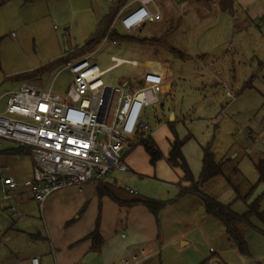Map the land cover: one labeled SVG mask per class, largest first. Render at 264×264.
<instances>
[{
  "label": "rangeland",
  "instance_id": "obj_1",
  "mask_svg": "<svg viewBox=\"0 0 264 264\" xmlns=\"http://www.w3.org/2000/svg\"><path fill=\"white\" fill-rule=\"evenodd\" d=\"M99 1L111 4L110 0ZM172 1L176 8L164 11L172 13V16H166L164 22L167 25L162 20L158 30L177 25L176 35L168 32L159 37L156 45H151V40L144 43L141 41L150 38L158 24H147L140 31L128 35L117 24L119 35L131 36L136 40L118 39L114 44V40L108 38L95 49L88 51L84 47L97 29L96 21L90 13L75 14L67 6L68 0H30L28 3H24V0H9V4L4 2L0 5V109L6 105V93L18 89L22 84L48 89L54 80L53 91L63 94L71 84V75L68 70L59 72L68 62L81 59L87 54H93L92 60L101 70L111 66L110 59L113 56L126 61L141 62L166 58L164 64L169 61L173 65L168 70V77H173L176 83L169 94L161 96L162 105L146 110L151 128L154 129L151 138L161 152L170 147L175 135L168 129L167 122L171 121V115L174 114L173 127L176 136L180 140L187 137L184 145H189L186 153H191L189 158L192 166L198 162V149L203 152V148L210 145L218 161H232L225 167L226 174L230 173L234 163L239 171H244L247 178L242 175L247 180L240 181L239 187L245 193L250 182L257 179L255 159L264 157V98L255 93L254 89H244L252 71L258 66V61L264 62V0ZM165 42L182 52L178 54L185 60L177 58L172 51H168L166 55ZM231 49L235 53H231ZM200 57L204 58L200 60ZM232 59L236 63V85L239 93L237 99L229 103L220 85L225 83L229 88L230 84L232 89L229 75L233 71ZM200 65L206 66L205 69ZM194 70L196 73H191ZM188 72L191 74L184 77ZM139 75L140 70L130 65H121L105 74L102 80L109 86H121L132 82ZM220 79L227 83L220 82ZM137 83L141 84V81L133 82L132 85ZM230 92L233 93L231 90ZM10 144H4L0 151ZM147 155L142 144L134 146L124 156L129 172L111 173L106 180L107 186L117 187L130 198L157 199L172 195L174 189H171L170 180L166 178L163 163L176 176L183 175L176 169L173 170L167 159H163L160 164L163 175L158 171L157 176L156 166L151 164ZM0 163H9L24 179L31 178L33 162L28 155H12L7 158L0 156ZM12 175L15 176L14 172ZM22 189L23 192H29L28 187L24 186ZM73 190L78 191L77 188H70L55 192L45 202L43 211L31 194L17 200H0V245H5L7 237L9 240L3 249L0 248V264H28L27 258L42 257V253L49 250L44 226L48 223L49 203L55 195ZM132 190L136 194H131ZM1 197L0 193V199ZM200 204H204L202 199ZM9 206H22L26 208V212H19L18 216L8 214L6 208ZM197 218L199 219V215ZM205 218L200 217L202 221L198 220V223L209 220ZM40 223L43 224L40 233L22 228L25 225L39 226ZM18 224L21 228L13 230ZM19 229L23 231L19 232ZM206 230L209 231L207 227Z\"/></svg>",
  "mask_w": 264,
  "mask_h": 264
},
{
  "label": "crops",
  "instance_id": "obj_2",
  "mask_svg": "<svg viewBox=\"0 0 264 264\" xmlns=\"http://www.w3.org/2000/svg\"><path fill=\"white\" fill-rule=\"evenodd\" d=\"M29 1L30 0H24V3H28ZM120 1L122 6L115 15L114 19L121 12L124 14L128 10L135 7L138 0H110L111 4H107L99 0H68L67 6H69L75 14L90 13L94 21H96L97 27L103 19L109 15L114 3ZM166 1L167 2L165 3L163 0H152V2L148 5L151 13H159L161 15L158 22L147 23L158 24L156 29L151 33L150 38H147L153 41L151 45H156L159 41V37L166 35L168 32H173V34L176 33V29L178 27L177 25L173 28H161L158 30L159 25L164 22V18L166 16H172V13L168 14V12L164 11L176 8L175 2L172 0ZM4 2L9 4V0H3V2H0V5H3ZM182 6L183 5H181V7ZM168 21L170 24V20ZM117 24H119V22ZM164 24L167 25L165 22ZM164 52L168 55V52L165 49ZM232 52L235 53L233 50L231 53ZM87 55L92 56L93 54ZM165 59L166 58L163 60L159 59L157 61H153L162 65L168 74V70H171L173 65L169 61L164 64ZM231 63L233 71H231L229 75L231 77L233 90H230L237 98L239 89L236 85V63L233 59L231 60ZM212 64L213 68H215L213 62ZM205 67L201 68L205 69ZM191 73H196V71L194 70ZM191 73H186L184 77H188ZM251 77L254 78L251 83V87L243 88L247 90L254 89L255 93L264 98V62L258 61V66L252 71ZM167 78L169 81H173V88L176 80H174L173 77L172 79L169 77ZM215 78L217 79L216 76ZM220 82L226 81L222 79ZM248 83L249 82L245 85ZM229 87L231 88L230 84ZM243 88H241V90H243ZM162 101L163 100H161V102ZM229 103H231V101ZM147 109L149 108L145 109L144 119L149 122L146 112ZM221 110L223 111V108ZM152 140L154 141L153 138ZM171 144L169 148L166 147V150H162L161 153L163 157L161 162L154 165L156 166L157 171L155 174L157 176L158 171L162 174L160 164L163 163V159H167V155L171 149ZM188 146L184 145L182 147L183 157L186 158L189 168L191 166V173L193 174L195 181H197L201 175L200 172L203 166V152L198 149L196 152L198 162L195 166H192L189 158L191 153H186ZM16 148L18 147L11 144L4 146V149L0 151V156L6 158L7 156H12L13 154L8 153L7 151ZM8 165L10 164L7 163L6 165H2L0 163V167ZM163 167L166 171V178L170 180L169 185H171V189H174V193L172 195L167 197L163 196L157 199L149 197L130 198L122 194L117 187L111 188L108 186L109 190L113 192L116 198L124 202H130L139 198L157 201H172L179 195L181 189L188 188L190 183L182 181L183 176H176V174L172 173L164 163ZM177 171L183 175L179 169ZM12 172H14L15 176L18 177L20 181L24 180L19 172L14 170V168H12ZM241 172L244 176L246 175L244 171ZM106 180L101 183L107 185ZM256 180L254 182H250V185L254 184ZM101 183H89L81 189L77 188L78 191L73 190L55 195L53 200L49 203V209L47 211V222L50 225H48V223L44 225L46 239L49 241V250H47V252H43L42 257L36 256L40 258V264H86L89 254L95 255L89 264H122V258H126L130 254L140 253V251H144L147 255V259L144 260L142 264H201L204 262H206V264H256L258 261L260 264H264V221L262 222L258 218H252L251 225H241V232L244 234L248 248L251 249L253 258H246L244 256L241 257L237 250L234 249L232 241L230 240L228 234L225 233V229L221 226V223L211 216H208L205 212V208L203 207L204 204H200L201 199H212L214 202L223 206L230 205L232 212L237 216H241L247 212V204L242 200L240 201L237 199V195L233 188L230 187L226 180L220 176L212 178L208 182L204 183L201 187H199L198 191L186 194L174 203H170L165 206L159 213V224L150 210L142 205L132 206V208H129L115 203L107 195H100L98 185ZM263 192L264 186L259 185L255 194L249 200V203H251L256 196ZM26 194L31 196L29 192H23L22 189L18 192L15 198L9 200L24 198ZM0 200L5 202V200H2V197ZM262 202V207L264 208V200ZM11 207L12 206L6 208V212L8 214L11 213L14 216H18L19 212L22 214L26 212V208L19 206L16 214L10 211L9 208ZM78 214H80L79 218L76 221H72ZM198 215L199 219L197 218ZM203 216L204 218L207 217L209 220L199 224L198 220L202 221L200 217ZM97 220L100 222L99 234L103 238V242L99 251H93V240L87 238V236L94 231ZM42 226L43 224L41 225L40 223L39 226L25 225V227L22 228H24V230L26 229L25 231L31 230L33 233H40ZM206 227L210 232L206 230ZM17 228H21L19 224L16 225V228H13V230H17ZM18 231L20 232L23 230L19 229ZM123 235L124 237H122ZM5 240L6 245L9 241L8 237ZM5 245L3 247L0 246V248L3 249ZM33 257L34 256L31 258ZM31 258H27L28 264H31Z\"/></svg>",
  "mask_w": 264,
  "mask_h": 264
},
{
  "label": "built area",
  "instance_id": "obj_3",
  "mask_svg": "<svg viewBox=\"0 0 264 264\" xmlns=\"http://www.w3.org/2000/svg\"><path fill=\"white\" fill-rule=\"evenodd\" d=\"M151 2L138 0L137 7L121 12L108 33L118 22L128 35L160 20L159 13L149 10ZM110 61L106 70H101L91 55L68 62L59 72L68 70L71 75V84L63 94L53 91L54 80L48 89L22 84L6 93V105L0 109V149L7 143L27 148L33 166L31 178L23 181L12 175L10 165L0 167L2 200L15 198L25 186L43 211L47 199L59 190L81 189L88 183L105 181L111 173L129 172L124 156L137 140L153 134L151 124L144 119L145 109L160 105L161 96L171 92L173 81L154 61H126L114 56ZM121 65L140 70V75L121 86L103 82L105 74ZM223 85L226 97L234 102L235 94ZM9 209L17 214L18 208ZM146 259L140 251L122 258L121 263L142 264ZM30 261L40 264L39 257Z\"/></svg>",
  "mask_w": 264,
  "mask_h": 264
},
{
  "label": "trees",
  "instance_id": "obj_4",
  "mask_svg": "<svg viewBox=\"0 0 264 264\" xmlns=\"http://www.w3.org/2000/svg\"><path fill=\"white\" fill-rule=\"evenodd\" d=\"M122 6L121 1L114 3V6L109 13L107 17L103 19V21L97 26V29L95 33L92 35V38L86 43L85 45V51H88L90 49H95L98 45L101 44L107 36L109 39H112L114 41H117L118 39H126L129 41H135L136 39L128 36V37H122L121 35L118 34L117 29L112 30L111 33H108L112 23L114 22V17L119 11L120 7ZM158 22V21H157ZM146 25V24H145ZM143 25V27L145 26ZM141 27L137 31H140L143 29ZM149 39H143L141 42H147ZM165 50L172 51L173 54L177 55V58L181 59L184 61L183 56L180 57L178 53L179 52L177 49H174L172 44L169 45L168 42H165ZM204 57H200V60H202ZM199 60V59H198ZM199 60V61H200ZM253 77H251L249 83L246 85L245 88L251 87V83L253 81ZM224 89V95L225 94V88L223 83L220 85ZM230 90V87L228 88ZM162 105V103H161ZM264 118V117H263ZM173 121L167 122V126L169 129L174 133L175 139L173 140V143L171 144V149L167 155V162L169 166L172 169L180 170L183 173V178L182 181L184 182H189L190 186L186 189L182 188L179 195L172 201H157V200H152V199H134L130 202H124L121 201L120 199L116 198L111 190H109V187L101 183L98 185V191L100 195H107L109 196L115 203H118L121 206H127L129 208H132V206H137V205H142L146 207L147 209L150 210V212L154 215L155 220H157L159 224V213L163 210V208L170 203H174L177 201L180 197L189 194V193H194L195 191L199 190V187H201L204 183L208 182L210 179L222 176L226 178L228 184L230 187L233 188L237 195V199L240 201L242 200L245 202L248 206V210L246 213L242 214L241 216L235 215L232 210L230 205H221L219 203L214 202L212 199H202V203H204V208L205 212L208 216H211L212 218L216 219L219 221L222 226L225 229V233L228 234L230 240L232 241V244L234 246V249L237 250L239 255L242 257L246 258H253L251 249L248 248V244L246 242V239L244 237V234L241 232V225H251V220L252 218H258L262 222L264 221V208L262 207V201L264 200V192L261 193L260 195L256 196L254 200L249 203V200L253 197V195L256 192V189H258L259 185L264 186V157L259 156L258 158L255 159L254 161V169L257 171L258 178L254 184H249L248 185V191L243 193L241 191V187H239V182L242 180H247L242 173L238 170L236 163L231 166L230 168V173L226 174L225 172V167H228L232 161L230 159H225L224 161H218L214 155V153L211 150V146L208 145V147L203 148V166L201 170V175L197 181H195L193 174L191 173L189 166L186 162V159L183 157L182 153V147L186 143L185 139L180 140L175 133L173 124ZM137 144H142V146L145 149V152H147L150 162L152 165H156L157 162L162 160V153L158 149L156 143L152 140L151 137H148L146 139L140 138L138 142L133 144L131 146V149L136 146ZM8 153H11L13 155H18V156H23V155H28L31 157L30 151L27 148H16V149H11L10 151H7ZM81 214V213H80ZM80 214L76 216L72 221H76ZM99 228H100V222L96 223V227L93 232H91L87 238L93 240V246L92 250L93 251H99L103 238L99 234ZM201 264H206V262L201 263ZM260 262L258 261V263Z\"/></svg>",
  "mask_w": 264,
  "mask_h": 264
},
{
  "label": "water",
  "instance_id": "obj_5",
  "mask_svg": "<svg viewBox=\"0 0 264 264\" xmlns=\"http://www.w3.org/2000/svg\"><path fill=\"white\" fill-rule=\"evenodd\" d=\"M174 119V114L171 115V121ZM95 255L94 254H89L88 255V258H87V261H86V264H89L90 261L93 259Z\"/></svg>",
  "mask_w": 264,
  "mask_h": 264
}]
</instances>
